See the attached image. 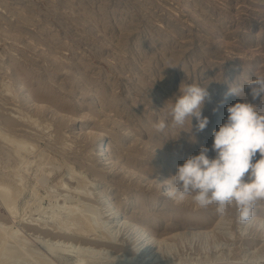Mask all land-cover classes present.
I'll list each match as a JSON object with an SVG mask.
<instances>
[{
    "label": "rangeland",
    "instance_id": "1",
    "mask_svg": "<svg viewBox=\"0 0 264 264\" xmlns=\"http://www.w3.org/2000/svg\"><path fill=\"white\" fill-rule=\"evenodd\" d=\"M255 77H264V0H0V190L12 191L17 212L0 195V264H264V224L253 220L264 218V200L242 223L234 202L221 215L174 203L158 186H172L177 166L202 146L215 156L213 132L229 105L264 110L246 85ZM182 83L210 93L202 132L195 117L172 125L169 100ZM242 85L244 96H226ZM161 120L168 126L157 132ZM96 134L118 162L112 170L94 156ZM107 196L127 216L146 206L158 235L184 234L144 258L89 244L97 231L131 246V231L106 221Z\"/></svg>",
    "mask_w": 264,
    "mask_h": 264
},
{
    "label": "clouds",
    "instance_id": "2",
    "mask_svg": "<svg viewBox=\"0 0 264 264\" xmlns=\"http://www.w3.org/2000/svg\"><path fill=\"white\" fill-rule=\"evenodd\" d=\"M246 85L252 100L260 99L264 104V77L249 79ZM227 95L244 96V85L230 87ZM174 97L169 100L172 125L182 128L186 121L191 125L195 117L196 132L204 131L209 124V118L202 114L205 101L210 100L207 86L182 83ZM226 110L227 119L213 132L211 151L215 156L210 157V149L205 146L199 154L189 156L170 178L173 185L167 195L182 201L194 193L195 206H215L221 215L234 202L243 223L253 216L256 202L264 200V110L246 100L229 105ZM167 126L164 120L154 124L157 132ZM258 152L260 158L255 159Z\"/></svg>",
    "mask_w": 264,
    "mask_h": 264
},
{
    "label": "bare ground",
    "instance_id": "3",
    "mask_svg": "<svg viewBox=\"0 0 264 264\" xmlns=\"http://www.w3.org/2000/svg\"><path fill=\"white\" fill-rule=\"evenodd\" d=\"M26 93V92H25ZM28 96V95H27ZM28 99V98H27ZM30 100V99H29ZM29 100H28V102H29ZM32 101H30V103H31ZM32 104H33V102H32ZM40 105H38V107H39ZM44 108V107H43ZM113 122V121H112ZM88 132V131H87ZM90 133V132H89ZM87 134V133H86ZM97 135V134H96ZM92 136V135H91ZM89 137V136H88ZM97 138H99V146H98V148H96V152H95V157H96V159L97 160H99L101 163H102V168H101V170L102 169H104V168H111V170H112V167L113 166H115L116 167V165L118 164V162L117 161H115V159H113L112 157H110V156H108V155H106V147L105 146H102V139H101V136L100 135H97ZM98 140V139H97ZM24 146V145H23ZM19 147V146H18ZM29 147V146H28ZM25 148H27V145H26V147ZM19 149V148H18ZM17 150V149H16ZM19 151V150H18ZM15 154V153H14ZM17 154V153H16ZM41 156V155H40ZM42 158V157H41ZM43 160V159H42ZM42 160H40L41 161V163H42ZM88 163V162H87ZM32 164V163H31ZM29 165V166H32V165ZM50 166V165H49ZM41 167V166H40ZM72 167V166H71ZM94 167H95V165H94ZM96 168V167H95ZM118 168V167H117ZM143 168V167H142ZM26 169V168H25ZM52 169V168H51ZM56 169V168H55ZM119 170H120V172L122 171L123 173L122 174H125V176H126V174L127 175H135L136 174V172H134V171H132V170H130V169H128L127 167H125L124 165H119V168H118ZM35 170V169H34ZM118 170V171H119ZM72 171H73V169H72ZM117 171V172H118ZM26 172V171H25ZM49 172H51L50 170H49ZM107 172H108V170H107ZM116 172V171H115ZM52 173V172H51ZM74 174L76 173V172H73ZM69 176V178H70V176H73V175H71V174H68ZM118 175V174H117ZM120 175V174H119ZM118 175V176H119ZM137 175V174H136ZM19 177V176H18ZM82 177V176H81ZM129 177V176H128ZM139 177H140V175L138 176V180H139ZM73 178H74V176H73ZM126 178V177H125ZM120 179V178H119ZM143 179V178H142ZM145 179V178H144ZM19 180V179H18ZM20 180H21V178H20ZM23 180V179H22ZM70 180H71V178H70ZM83 180V179H82ZM149 180V179H148ZM2 181V180H1ZM140 181V180H139ZM119 182V181H118ZM121 182V181H120ZM131 182V181H130ZM148 182V181H147ZM126 183V182H125ZM137 183V182H136ZM140 183V182H139ZM155 183V182H154ZM19 184H21V183H19ZM18 184V185H19ZM37 184V183H36ZM65 184V183H64ZM83 184V183H82ZM4 185V184H3ZM155 185V184H154ZM165 185V188L163 189V193H164V196H166L169 200H172V201H174V203H178L179 202V200H174V199H170L169 197H168V195H167V193H168V191H169V189L172 187L170 184H168V183H166L165 182V179H161V180H159L158 181V186H164ZM5 186V185H4ZM157 186V185H156ZM157 186V187H158ZM1 187H3V186H1ZM9 187V186H8ZM64 187V186H63ZM17 188V187H16ZM22 188V187H21ZM66 188V187H65ZM77 188V187H76ZM67 189V188H66ZM90 189V188H89ZM8 190H10V189H8L6 186L5 187H3V188H1V190H0V195H1V198H2V200H6L8 203H7V206H8V209H9V211H10V213L12 214L13 212H15L14 211V202H10V201H13L12 199H14V198H12V199H9V197H8V195H9V193L11 192L12 193V191H8ZM77 190V189H76ZM76 190H73V191H76ZM116 190V189H115ZM21 192H22V190H20ZM7 192H9V193H7ZM76 192H78L79 193V191L77 190ZM10 193V194H11ZM91 193V192H90ZM8 194V195H7ZM17 194H18V192H17ZM89 194V193H88ZM14 195H16V193L14 194ZM152 196V195H151ZM10 197H11V195H10ZM20 197V196H19ZM98 197V196H97ZM134 198V197H133ZM189 198V197H188ZM187 198V196L185 197V199L184 200H182V201H184L185 203H187L188 202V204L190 205V203L192 202L193 203V201H192V197H190V200ZM102 199V198H101ZM112 198L110 197V196H107L106 197V200H104V208L103 209H105V211L108 213V219L106 220V221H108L109 223H110V227H113V228H116V230H117V228H119V230H127V232H129V231H131V240H132V242H131V246H128V243H127V245L125 244V246H123L122 244H124V243H122V242H124V237H120L121 239L120 240H118V241H121V242H119L120 244H118V245H116L117 243H114V242H116V241H112V239H114V237H112V236H110V234H109V236L108 237H105V236H103L104 238L103 239H100L99 237H97V231H96V237L95 238H99V239H95V238H93V239H91V240H87V242L89 243V244H92V245H96V246H108V247H111L114 251L116 250V252L117 251H124V253H127V254H129V255H139V256H141L142 258H144V257H147V256H149V254H150V250H152V247H153V245L154 244H159V243H161V241H165V240H167V239H174V237H176V236H178V235H181V234H184V232H182V233H174L173 232V234L171 233V234H169L170 236L167 238V236H166V238L164 237V236H161V235H158V234H156L155 233V231L154 230H152L151 229V224H154L155 223V218H153L152 217V214H150L149 213V209H147L146 208V206L144 207V206H140L137 210V213H135V215L134 216H127V213L126 212H124L119 206H116V205H114V203L112 202V200H111ZM136 199H138L137 197H136ZM135 199V200H136ZM141 199V198H140ZM64 201V200H63ZM62 201V202H63ZM139 201V200H138ZM154 201V200H153ZM176 201V202H175ZM4 202V201H3ZM66 202V201H65ZM102 202V201H101ZM132 202V201H131ZM63 204L64 203H62V206H63ZM118 205H119V203H117ZM130 204V203H129ZM6 205V204H5ZM27 205V204H26ZM102 205V204H101ZM173 205V204H172ZM183 205H186V204H183ZM193 205H194V203H193ZM7 206H6V208H7ZM25 206V205H24ZM29 206V205H28ZM61 206V205H60ZM59 206V207H60ZM66 206V205H65ZM67 206H68V204H67ZM66 206V207H67ZM139 206V205H138ZM180 206V205H179ZM69 207V206H68ZM67 207V208H68ZM71 207V206H70ZM85 207V206H84ZM182 206H180V208H181ZM86 208V207H85ZM88 208V207H87ZM60 209H66L65 207L64 208H61L60 207ZM59 209V210H60ZM53 210V209H52ZM56 210H57V208H56ZM73 210V209H72ZM75 210V209H74ZM74 210H73V212H74ZM173 210H175V209H173ZM85 211V210H84ZM104 211V210H103ZM168 211V210H167ZM170 211V210H169ZM58 212V211H57ZM98 212V211H97ZM171 212V211H170ZM192 212V211H191ZM15 213H17V212H15ZM15 213H13V214H15ZM86 213V212H85ZM175 213V212H174ZM173 213V214H174ZM58 215V214H57ZM97 216L99 215V214H96ZM95 215V216H96ZM103 215V214H102ZM131 215V214H130ZM167 215V212H162L161 213V217H165ZM170 215V214H169ZM175 216H183L184 214L183 213H179V214H177V213H175L174 214ZM188 215V214H187ZM100 216V215H99ZM186 216V215H185ZM189 216V215H188ZM53 217H54V214H53ZM192 217V216H191ZM51 218V217H50ZM86 218H88V217H86ZM98 218V217H97ZM101 218V217H100ZM202 218V217H201ZM251 218H253V217H251ZM55 219V218H54ZM75 219H77V218H75ZM78 219H79V217H78ZM90 219V218H89ZM92 219V218H91ZM169 219H170V217H169ZM64 220V219H63ZM68 220V219H67ZM87 220V219H86ZM85 219L83 220V221H81V222H79V223H85V222H87ZM98 220V219H97ZM100 220V219H99ZM98 220V221H99ZM159 220V219H158ZM253 220H256V221H258V222H256V223H258V225H262V224H264V218L263 217H261V218H253ZM98 221H96V218H94L93 217V219L91 220V226L93 227V225H94V228H95V225L97 224V222ZM101 221H102V219H101ZM199 221V220H198ZM206 221V220H205ZM69 222V221H68ZM72 222V221H71ZM61 223V222H60ZM63 223H64V221H63ZM94 223V224H93ZM98 223H100V222H98ZM199 223V222H198ZM37 224V223H36ZM66 224V223H65ZM70 224V223H69ZM78 224V223H77ZM86 224V223H85ZM88 224H89V220H88ZM88 224H86V225H88ZM79 225V224H78ZM84 226V225H83ZM89 226V225H88ZM97 226H99V225H97ZM101 226V229L103 228V225H100ZM107 226V225H106ZM109 226V225H108ZM59 227V226H58ZM71 227V226H70ZM74 227V226H73ZM79 227V226H78ZM90 227V226H89ZM156 227V226H155ZM62 228V227H61ZM88 228V227H87ZM86 228V229H87ZM91 228V227H90ZM106 228V227H105ZM108 228V227H107ZM77 229V228H76ZM91 229H93V228H91ZM97 229V228H96ZM99 229H100V227H99ZM1 230H2V228H1ZM58 230V229H57ZM61 230V229H60ZM77 230H79V231H76V230H74L75 232H81L82 230L80 229V228H78ZM98 230V229H97ZM108 230V229H107ZM95 231V230H94ZM2 232V231H1ZM103 232H104V230H103ZM117 232V231H116ZM172 232V231H171ZM200 232V231H199ZM3 233V232H2ZM83 233V232H82ZM190 233V232H189ZM69 234V233H68ZM77 234V233H76ZM78 234H80V233H78ZM81 235H84V234H81ZM101 235H102V233H101ZM100 234H99V236H101ZM108 235V234H107ZM13 236V235H12ZM78 236V235H77ZM180 237V236H179ZM12 238V237H11ZM92 238V237H91ZM101 238H102V236H101ZM127 238H125V240H126ZM105 240L106 241H111L113 244H115L114 246H113V244H109V243H104L105 242ZM127 240H129V239H127ZM84 241H86V240H84ZM104 241V242H103ZM169 241V240H168ZM130 242V241H129ZM157 242V243H156ZM86 243V242H85ZM122 243V244H121ZM126 243V242H125ZM67 244V243H66ZM130 244V243H129ZM27 245V244H26ZM58 245V244H57ZM62 245V244H61ZM155 246V245H154ZM26 247V246H25ZM79 247H80V245H79ZM29 248V247H28ZM55 248V247H54ZM81 249H82V247H80ZM89 248V247H88ZM71 249V248H70ZM85 249H87V247L85 248ZM84 249V250H85ZM104 250V249H103ZM52 251H56V249H53ZM88 251V250H87ZM76 252V251H75ZM121 252V253H122ZM84 253H86V252H84ZM83 253V254H84ZM92 253V252H91ZM80 254V253H79ZM89 254V253H88ZM94 254V253H93ZM92 254V255H93ZM77 255V254H76ZM86 255V254H85ZM91 255V254H90ZM77 257V256H76ZM85 257V256H84ZM115 257V256H114ZM113 257V258H114ZM86 259V258H85ZM83 261H84V259H83ZM83 261L81 262L82 264H83ZM85 261H87V260H85ZM146 261V260H145ZM88 262V261H87ZM81 263H77V264H81ZM86 263V262H85Z\"/></svg>",
    "mask_w": 264,
    "mask_h": 264
}]
</instances>
